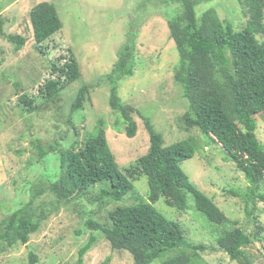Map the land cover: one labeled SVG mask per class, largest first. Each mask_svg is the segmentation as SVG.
Listing matches in <instances>:
<instances>
[{"label": "trees", "instance_id": "16d2710c", "mask_svg": "<svg viewBox=\"0 0 264 264\" xmlns=\"http://www.w3.org/2000/svg\"><path fill=\"white\" fill-rule=\"evenodd\" d=\"M209 1L213 0H169V6L177 5L174 9H178L168 19V28L179 57L173 79L187 103L181 124L186 132L197 129L207 146L220 144L228 161L241 164L248 187L244 192L227 193L243 202L247 219L254 221L255 199L264 202V194L259 193L264 183V144L256 135L255 120V116L264 113V0H237L246 17V26L241 30L221 21L214 9L202 11L198 18L196 8ZM29 17L39 50L46 39L62 29L52 3L37 4ZM2 23L0 18V35H3ZM5 38L12 40L10 36ZM20 40L13 39L17 45ZM130 41L120 46L112 69L97 82L102 80L109 86L108 104L117 115L115 130L121 131L123 125L127 137L132 139L137 129L133 113L143 120L149 138L147 153L122 170L108 145L107 125L102 117L94 127L85 129L83 136L80 129L49 145L31 140L30 145L37 150L35 163L53 155L57 168L33 186L26 182L24 192L29 200L20 201L19 208L0 220V255L18 244L26 245L51 214L87 196L99 184L96 195L88 198L90 204L98 203V210L100 206L122 202L126 196L133 197V202L104 209L102 217L92 212L80 214L84 226L76 233L80 235L85 229L89 238L77 252V264H83V256L95 246L98 236L108 241L112 250L128 252L133 264H151L172 251L176 253L161 264H207L200 253L210 248L186 242L180 224L167 219L154 207L164 199L167 206L185 212L190 207L189 198L193 200L192 209L214 226L209 227L213 228L219 250L238 264H253L246 249L263 241L259 238L260 231L248 234L238 227L182 171L180 165L194 157V147L187 139L164 146L163 137L151 120L120 100L119 83L134 76L137 63L136 47ZM23 43L16 51L22 49ZM50 67L52 78L38 88L41 103L37 105L24 91L18 94V107L30 115L43 111L46 105L56 106L54 119H65L66 125L74 126L72 116L87 109L95 84H82L64 115V89L80 79V72L73 58L63 67L58 64ZM13 84L18 88V82ZM55 130L58 136L63 132L57 121H54ZM141 176L147 180V200L133 186ZM46 196L50 199L43 200ZM29 259L30 264L38 261L33 253ZM108 261L109 258L103 264Z\"/></svg>", "mask_w": 264, "mask_h": 264}, {"label": "rangeland", "instance_id": "374dc122", "mask_svg": "<svg viewBox=\"0 0 264 264\" xmlns=\"http://www.w3.org/2000/svg\"><path fill=\"white\" fill-rule=\"evenodd\" d=\"M41 2L55 5L62 29L46 39L39 50L29 14ZM169 3V0H0V18L3 20V35H0V220L19 208L20 201L29 200L24 192L27 190L26 182L33 186L57 168L53 155L35 163L38 156L37 150L30 145L33 139L49 145L80 129L83 136L85 129L94 127L102 117L107 125L108 145L122 170L147 153L149 138L143 120L133 113L137 129L132 139L127 137L123 125H120L121 131L115 130L117 115L108 104L109 86L102 80L97 82L101 75L112 69L120 46L131 40L136 47L137 63L134 76L119 83L120 100L151 120L162 135L164 146L188 140L196 153L193 158L181 163L182 171L199 191L222 208L229 220L237 222L238 227L248 231V234L260 231L259 238L263 241L253 243L246 251L253 264H264V202L255 199L253 217L256 219H247L243 202L227 193L231 190L244 192L248 187L241 164L228 161L220 144L207 146L197 129L186 132L182 128L187 103L180 86L173 79L179 57L168 28V19L174 17L178 9H174L177 5L170 7ZM208 9H214L221 21L230 22L236 30L246 26V17L237 0L204 2L196 8L197 17L200 18L202 11ZM5 36H10L12 40L8 41ZM18 38L24 43L20 40L23 47L16 51L20 44L17 45L13 39L18 41ZM72 58L77 63L80 79L66 85L63 112L82 84H95L90 91L87 109L72 116L74 126L66 125L65 119H54L56 106L46 105L42 107L45 108L43 111L30 115L21 112L18 94L25 91L39 105L38 88L52 78L51 64L63 67ZM14 81L18 82V88ZM255 120L256 135L264 144V113L255 116ZM54 121L63 131L60 136L54 131ZM133 186L147 200L146 178L138 177ZM98 187L99 184H96L87 196L51 214L26 245L18 244L3 252L0 264H30V253L38 259L32 264H77V252L89 238V231L85 229L80 235L76 233L84 226L80 214L92 212V215L96 213L102 217L104 209L133 202V197L126 196L122 202L106 204L98 210V203L88 202V198L96 195ZM259 193L264 194V183ZM44 199L50 198L46 196ZM188 200L190 207L185 212L167 206L164 199H160L154 207L167 219L180 224L186 242L212 248L200 253L207 264H238L219 250L216 235L210 228L214 226L193 210V200ZM174 253L176 251L167 253L151 264H161L163 259ZM107 258V264H133L128 252L112 250L109 242L101 236L83 256V264H103Z\"/></svg>", "mask_w": 264, "mask_h": 264}]
</instances>
